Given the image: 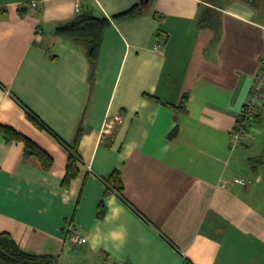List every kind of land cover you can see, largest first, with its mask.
I'll list each match as a JSON object with an SVG mask.
<instances>
[{"label": "crops", "instance_id": "crops-1", "mask_svg": "<svg viewBox=\"0 0 264 264\" xmlns=\"http://www.w3.org/2000/svg\"><path fill=\"white\" fill-rule=\"evenodd\" d=\"M31 1L0 0V123L54 166L0 137V233L59 264H264V93L244 145L231 142L264 57V0L93 1L111 23L95 69L55 35L75 0ZM80 127V174L66 189ZM115 172L125 191L105 196ZM121 225L122 246L104 239Z\"/></svg>", "mask_w": 264, "mask_h": 264}, {"label": "trees", "instance_id": "trees-1", "mask_svg": "<svg viewBox=\"0 0 264 264\" xmlns=\"http://www.w3.org/2000/svg\"><path fill=\"white\" fill-rule=\"evenodd\" d=\"M143 12V7L136 6L118 17L132 18L142 14ZM201 23L208 26V16H205ZM110 25V20L107 18L97 17L91 10L88 9V7H86L83 13L77 15L73 20L57 26L55 29V35L59 38L70 40L76 45L82 47L85 50V54L90 62V65L93 69H95L100 57L105 33ZM187 99V95H184L181 105L178 107L179 109H184ZM26 110L30 121L34 123L35 126L41 130L48 129L29 108L26 107ZM258 119L259 115L256 114L250 120L240 118L238 122L243 123L248 121L249 127L251 128ZM84 134L85 129L80 127L77 130L74 141L67 144V147L70 150V156L66 168V176L62 183V186L66 189L71 186L72 182L76 180L80 174L82 158L79 155L78 148ZM0 137L5 138L8 142L23 143L26 147V157L37 159L45 171L49 172L52 170L54 166L53 158L19 131L0 123ZM256 160L260 163H264V154ZM107 183L108 189L105 196L109 195L113 191H117L120 194L124 193L125 184L120 172H115L109 178ZM99 209L98 218L102 219L105 216L104 200L100 203ZM0 264H59V259L58 257L52 255L38 256L28 254L20 249L10 234L0 233Z\"/></svg>", "mask_w": 264, "mask_h": 264}, {"label": "built area", "instance_id": "built-area-1", "mask_svg": "<svg viewBox=\"0 0 264 264\" xmlns=\"http://www.w3.org/2000/svg\"><path fill=\"white\" fill-rule=\"evenodd\" d=\"M46 1L48 0H33L28 4V7L33 10H38ZM96 0H75V12L77 15L83 13L86 5ZM264 93V57L261 62V68L256 75L254 86L252 88L251 94L246 102L244 110L240 116L241 119L250 120L253 116L258 114V109L261 106V99ZM250 131L248 121L238 122L236 128L232 135V147L234 149L244 145L247 138V134ZM235 183L247 187L249 181L245 178L235 179ZM74 242L76 244H84L85 238L80 235H75Z\"/></svg>", "mask_w": 264, "mask_h": 264}, {"label": "clouds", "instance_id": "clouds-1", "mask_svg": "<svg viewBox=\"0 0 264 264\" xmlns=\"http://www.w3.org/2000/svg\"><path fill=\"white\" fill-rule=\"evenodd\" d=\"M105 240H111L116 242L118 246H122L126 240V229L121 225L117 230H112L104 236ZM99 242V236L93 240V248L95 249L97 243Z\"/></svg>", "mask_w": 264, "mask_h": 264}, {"label": "rangeland", "instance_id": "rangeland-1", "mask_svg": "<svg viewBox=\"0 0 264 264\" xmlns=\"http://www.w3.org/2000/svg\"><path fill=\"white\" fill-rule=\"evenodd\" d=\"M263 172V171H262ZM250 174V173H249ZM81 261H83V260H81Z\"/></svg>", "mask_w": 264, "mask_h": 264}, {"label": "water", "instance_id": "water-1", "mask_svg": "<svg viewBox=\"0 0 264 264\" xmlns=\"http://www.w3.org/2000/svg\"><path fill=\"white\" fill-rule=\"evenodd\" d=\"M147 1H149V0H147Z\"/></svg>", "mask_w": 264, "mask_h": 264}]
</instances>
